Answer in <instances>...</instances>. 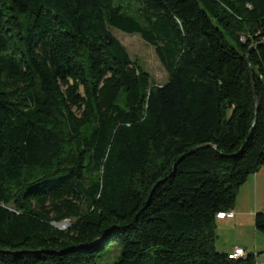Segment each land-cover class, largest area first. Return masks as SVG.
Returning a JSON list of instances; mask_svg holds the SVG:
<instances>
[{"label":"trees","instance_id":"16d2710c","mask_svg":"<svg viewBox=\"0 0 264 264\" xmlns=\"http://www.w3.org/2000/svg\"><path fill=\"white\" fill-rule=\"evenodd\" d=\"M263 42L264 0H0V264H257L214 242L264 168Z\"/></svg>","mask_w":264,"mask_h":264},{"label":"crops","instance_id":"0c3cea01","mask_svg":"<svg viewBox=\"0 0 264 264\" xmlns=\"http://www.w3.org/2000/svg\"><path fill=\"white\" fill-rule=\"evenodd\" d=\"M260 211H264V168L247 178L237 193L234 206L231 210L232 216L218 219L217 228L221 230L247 229L248 233L252 234V241L254 238V244L251 241L243 249L246 254L251 253L255 255L257 264H264V234L260 235L251 230L254 215ZM235 248L242 247L237 243L233 247L223 248L221 252L231 253Z\"/></svg>","mask_w":264,"mask_h":264},{"label":"rangeland","instance_id":"374dc122","mask_svg":"<svg viewBox=\"0 0 264 264\" xmlns=\"http://www.w3.org/2000/svg\"><path fill=\"white\" fill-rule=\"evenodd\" d=\"M110 33L125 47L130 58L149 75L154 86H161L166 82L167 75L157 60L153 48L147 46L139 36L126 35L112 29ZM60 226L64 227L62 230L67 228L65 224L57 225V227ZM253 227L252 224L251 230L255 232ZM251 236L252 234L248 233L245 228L222 230L217 228L214 247L217 252L221 253L223 248L233 247L238 243L243 249L246 248L245 246H248L246 245L247 243L252 241ZM252 243L254 244V238ZM114 257V255L109 256L106 261L110 262Z\"/></svg>","mask_w":264,"mask_h":264},{"label":"built area","instance_id":"2783aa9c","mask_svg":"<svg viewBox=\"0 0 264 264\" xmlns=\"http://www.w3.org/2000/svg\"><path fill=\"white\" fill-rule=\"evenodd\" d=\"M225 216H232V214L231 213L219 214L217 216V218L218 219H221V218H224ZM244 255L245 254H244V252H243V250L241 248H235L233 250V252L228 255V259H230V260H236V259H239V258L243 257Z\"/></svg>","mask_w":264,"mask_h":264},{"label":"water","instance_id":"95a60500","mask_svg":"<svg viewBox=\"0 0 264 264\" xmlns=\"http://www.w3.org/2000/svg\"><path fill=\"white\" fill-rule=\"evenodd\" d=\"M107 39H109V36H106V37H105V40H107ZM260 45H264V42H263L262 44H260ZM256 47H257V46H253V47H251V48L249 49V51H248V54H249L250 52H252ZM248 54H247V58H248ZM63 224H65L66 227H68V222H64ZM57 229L62 230L63 227H57Z\"/></svg>","mask_w":264,"mask_h":264},{"label":"bare ground","instance_id":"6f19581e","mask_svg":"<svg viewBox=\"0 0 264 264\" xmlns=\"http://www.w3.org/2000/svg\"><path fill=\"white\" fill-rule=\"evenodd\" d=\"M63 225V224H62ZM60 227H62V226H60ZM64 228V227H63Z\"/></svg>","mask_w":264,"mask_h":264}]
</instances>
